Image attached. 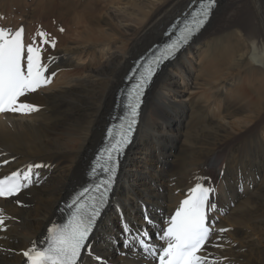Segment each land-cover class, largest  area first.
<instances>
[{"label": "bare ground", "instance_id": "6f19581e", "mask_svg": "<svg viewBox=\"0 0 264 264\" xmlns=\"http://www.w3.org/2000/svg\"><path fill=\"white\" fill-rule=\"evenodd\" d=\"M9 1L22 18L35 20L24 35L26 47L33 39L40 45L39 32L55 41L41 53L51 83L21 98L39 110L0 114V177L42 165L33 167L32 182L19 195L0 198V264H25L22 253L41 247L48 230L61 225L65 204L88 180L134 61L193 0H33L36 7ZM49 3L57 13L46 11ZM217 3L200 34L155 76L114 198L78 264H156L139 237L147 232L153 247L166 244L161 230L198 181L214 189L209 202L215 204L201 255L220 264H264V0ZM9 22L0 29L26 26ZM156 152L163 157L157 162ZM135 159L153 168L151 188ZM130 176L134 186L148 188L129 186L123 197Z\"/></svg>", "mask_w": 264, "mask_h": 264}, {"label": "snow or ice", "instance_id": "6c2138e0", "mask_svg": "<svg viewBox=\"0 0 264 264\" xmlns=\"http://www.w3.org/2000/svg\"><path fill=\"white\" fill-rule=\"evenodd\" d=\"M214 6L215 0H200L197 9L185 17V20L191 17L190 22H180L183 24V29L179 32L178 38L166 45L163 50L156 49L144 64L138 65V68L144 69V74L135 84L133 94L129 97L128 107L132 117L128 124L129 130L121 132L119 138L111 144L107 152L108 160L113 159V152H122L123 145L129 142L130 129L135 124L140 96L144 85L154 74L153 66L168 59L183 43H186L190 36L204 25ZM172 35L175 33L170 34V38ZM38 36L40 45H37L36 40L33 39L26 47L23 27L15 31L0 29V113L28 115L39 110L33 105L21 102V98L51 83V79L45 77L47 65L42 63L41 53L44 50L43 45L50 44L51 47H55V41L50 42L44 32H39ZM33 167L40 168L42 165L29 166L23 174L15 172L0 179V197L16 196L22 187H27L33 179ZM103 170L114 172V167ZM21 179L25 181L23 185ZM110 179L111 177L101 181L96 190L100 191L102 187L110 186ZM213 193L214 189L205 187L199 181L188 191V198L181 202L174 215L168 220L167 228L162 229L159 234L166 247H153L148 233L141 234L138 242L150 256L158 260V264H220L219 261H211L207 255H201L212 234L207 217L208 212L215 208V204L209 202V197ZM106 195L105 188L101 199ZM99 210V207L93 206L89 210L85 204H79L67 223L48 230L41 247H32L22 253L26 257L25 264H77ZM4 219L3 215H0V225H3ZM220 231L224 232L228 229H220Z\"/></svg>", "mask_w": 264, "mask_h": 264}, {"label": "rangeland", "instance_id": "374dc122", "mask_svg": "<svg viewBox=\"0 0 264 264\" xmlns=\"http://www.w3.org/2000/svg\"><path fill=\"white\" fill-rule=\"evenodd\" d=\"M26 0H24V2H25ZM2 4H0V21H2L0 24H2V25H7L8 24V22L10 21V20H12L11 22H9V23H11V24H13V19H15V20H17L18 21V23H24V24H26V26H24V31H25V35L27 34V32H28V30H27V27H28V25H31L35 20H31V21H28V20H26V18H22V13H20L19 11H18V8H17V6H15V4H13L12 2H10L9 0H2ZM25 4H26V6H32V5H30V4H33V0H27L26 2H25ZM22 5V4H21ZM20 5V6H21ZM24 5V4H23ZM47 6H49V7H47L46 8V11L48 12V13H52L53 11L55 12V13H57L55 10H54V7H53V3H49ZM32 7H36V6H32ZM30 8V7H29ZM20 14V15H19ZM14 17V18H13ZM72 24L71 23H69V25H67L66 26V28H71L72 30H73V27L71 26ZM18 28H20L19 26L18 27H16V30L18 29ZM69 35H70V37H71V32L68 30V29H66L65 30ZM75 31V30H74ZM221 46H222V43H219L218 44V48H221ZM145 52V51H144ZM143 52V53H144ZM94 62H96V61H94ZM98 62V61H97ZM96 62V63H97ZM199 62H202L201 60H199V58L198 59H196V64L197 63H199ZM55 81V79L53 78V82ZM189 81V80H188ZM190 83H192V81H189ZM196 85L198 84V83H195ZM194 84V85H195ZM195 89L194 90H196V92H194L193 93V95L194 96H196V97H199L200 95H201V93L202 92H200V91H198V90H200V89H197V86H193ZM202 89V88H201ZM189 92H190V90H189ZM189 92L187 93L188 95H189ZM210 113L212 114V115H215V114H217V113H219V110L218 109H212L211 111H210ZM217 118V117H216ZM215 118V119H216ZM108 120V119H107ZM173 151H176V149H174ZM125 158V157H124ZM161 158H163L162 156H159V154L156 152V158H155V161L157 162V160L158 159H161ZM124 160V159H123ZM139 159H135V161L137 162V163H139V164H137L136 166H135V168L136 169H141V170H138V171H140V172H142V173H144V174H142V175H144L145 177H144V181H146V183H147V185H148V187H150L151 188V181H154V178H152V170H153V168L152 167H148V165H147V163H145V162H143V161H138ZM122 163H123V161H122ZM122 163H121V165H122ZM145 163V164H144ZM156 165V164H155ZM171 165H172V163H171ZM121 167V166H120ZM134 172H135V176H137L138 177V179H140L141 178V174H139L138 172H137V170H134ZM261 173H264V172H261ZM170 174V173H169ZM132 179H133V176H130V179L128 180V181H124L122 184H123V189L121 190V191H123L124 192V195H123V197H126V194H125V191L127 190V188L129 187V186H133V187H135L136 188V190H145L146 188H148V187H146V186H138V187H136V186H134L133 184H132ZM263 185V184H262ZM262 185H260L259 187H261V188H259L258 190H261L262 189ZM264 187V186H263ZM257 190V191H258ZM256 191V192H257ZM255 193V192H254ZM112 198H114L113 197V195H112ZM248 198V197H247ZM18 202V201H17ZM142 203H146L145 201H143ZM142 203H141V208H142V210H143V206H142ZM115 208H117V206H116V204H114V207L112 208V209H115ZM164 211H168V210H166V209H164ZM160 213V212H159ZM126 216V215H125ZM147 218H146V220L147 221H149V216H146ZM127 220H131V222H132V225H134V226H136L137 227V225L139 224V222L137 221V220H135L132 216H130V215H128V217L126 218ZM161 220H162V217H161ZM119 221H120V219H119ZM113 222V221H112ZM149 227V226H148ZM209 250V249H208ZM208 250H206V253L208 252ZM21 251V250H20ZM20 251H18V253H20ZM93 252L94 253H97L96 251H94L93 250ZM99 254V253H98ZM116 255V254H115ZM133 259V258H132Z\"/></svg>", "mask_w": 264, "mask_h": 264}, {"label": "water", "instance_id": "95a60500", "mask_svg": "<svg viewBox=\"0 0 264 264\" xmlns=\"http://www.w3.org/2000/svg\"><path fill=\"white\" fill-rule=\"evenodd\" d=\"M120 170V169H119ZM119 173V172H118Z\"/></svg>", "mask_w": 264, "mask_h": 264}]
</instances>
